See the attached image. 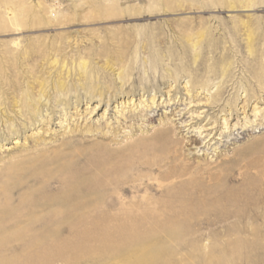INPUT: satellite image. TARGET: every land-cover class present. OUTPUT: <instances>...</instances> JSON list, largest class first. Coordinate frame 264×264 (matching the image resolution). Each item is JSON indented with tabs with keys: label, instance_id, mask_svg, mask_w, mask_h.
<instances>
[{
	"label": "rangeland",
	"instance_id": "374dc122",
	"mask_svg": "<svg viewBox=\"0 0 264 264\" xmlns=\"http://www.w3.org/2000/svg\"><path fill=\"white\" fill-rule=\"evenodd\" d=\"M193 32L201 34L195 61L182 36ZM67 37L97 54L125 50L147 63L139 61L110 102L86 104L82 97L77 110L71 105L50 119L44 108L48 122L38 117L0 140V264H264V0H0L6 57L25 47L37 58ZM154 51L191 58L185 53L150 67ZM217 61L228 75L214 73ZM174 65L182 67L178 76L166 75L163 68ZM189 81L197 85L187 92ZM217 91L215 102L210 96ZM68 97L74 104L73 94ZM167 118L183 142L135 156V189L100 186L80 205L83 195L71 186L51 191L54 179L26 185L34 158L65 150L72 136H102L83 138L68 134L70 128L116 129L123 143L150 135ZM194 137L197 145L188 141ZM12 156L25 170L19 176L8 175ZM177 181L190 184L180 197H164V187ZM111 192L118 202L110 205ZM124 224L133 227L122 230Z\"/></svg>",
	"mask_w": 264,
	"mask_h": 264
},
{
	"label": "bare ground",
	"instance_id": "6f19581e",
	"mask_svg": "<svg viewBox=\"0 0 264 264\" xmlns=\"http://www.w3.org/2000/svg\"><path fill=\"white\" fill-rule=\"evenodd\" d=\"M233 4L234 3L231 2L232 7ZM242 6H249V3L244 2ZM200 35L199 32L182 34L187 44L184 41L182 42V39L181 42L182 44L184 43L183 45L186 44L191 50L190 52L193 53L192 59L194 58V61L200 56V52L198 51L201 44ZM247 35V42L250 45L252 43V38L249 33H247ZM153 38L154 37H151L148 41H153ZM216 40L218 39L216 38ZM178 41L180 40L178 39ZM154 42L155 41H153V43ZM60 43L61 45L52 44L48 46V48H45L41 54H38L39 58H34L31 54L32 52L25 47L23 49L18 48L15 53H12V58L6 57L4 50L0 51V125L6 128L5 135L1 133L3 129H0V140L8 139L10 135L20 134V131H22L21 129H25L28 125H33L38 117L48 122L55 113L66 112L67 108L71 105L77 110L80 105L79 103L82 101V97L88 100L85 102L86 104L93 99H97L99 104L101 102H110L112 98H116L119 93L124 92V85L131 79L132 73L134 69H137V65L140 61L136 54L129 55L125 50L116 51L114 53L102 51L103 53L99 52V54H97L98 51L95 49L87 48L84 45L81 46L77 41L70 42L68 37L65 42L61 41ZM80 43H82V40ZM182 47L184 46H181V48ZM207 47H205L206 50L208 49ZM182 51L183 50H181V52ZM163 53H155V51L154 53H149L150 67H155L158 61H164L167 58L171 61L181 59L182 57L180 58V56L184 55L186 52L184 54H177L172 51ZM186 54L189 60V58H191L190 53ZM200 58L201 57H199V59ZM188 60L185 61L188 63ZM219 62L217 61L218 67L217 65L210 64V66L214 65L212 67L217 69L215 72L212 67H210L208 71L217 73V75L227 74L228 70L226 65L220 66L221 64H219ZM227 62L225 63L227 64ZM140 63L145 67L147 60L142 58ZM197 63H199V61ZM181 68V66L174 65L172 69L168 67H164L163 69L167 71L166 75L173 77L180 72ZM193 69L195 71V68ZM191 71L193 72V70ZM188 83L189 88H186V90L190 92L197 84L193 81H189ZM204 83L202 85L203 88L205 85ZM208 92L210 91L208 90ZM71 94H73L75 98L74 104L70 102L71 100L69 97L66 99V97ZM220 95L221 93L219 91L215 92L213 96H210L211 100L217 102ZM153 101L154 96L151 97V102ZM59 106H61L60 110H55ZM44 108H46L45 112L50 110L48 114L50 115L49 119L47 118L48 115H43ZM63 115L66 116L67 113ZM62 123L61 121V124ZM92 132L102 135L101 139H92L96 141H90V139L77 141L73 140L72 136L67 139L65 143L67 144V148L65 150L60 149L55 152L53 156L46 158L37 157L31 160L29 164L31 163L30 165H33V170L30 171L28 177L25 179L26 181L28 180L26 185L32 186L44 177L46 179H54L52 181L54 186L49 184L51 186V191L54 192L71 186L70 191L78 190L80 194L83 195V197H79L78 203L82 205V203H87L86 197L91 196V192L100 186H104V188L108 190L112 187L123 190H125V188H137L139 178L137 176L135 178L130 176V172L134 171V168H138L140 165L138 161L133 163L135 160L134 157L137 156L136 158L139 159L144 158V155L154 151H161L162 153V150L167 144L171 142H183V139L175 138V128L173 127L172 120L169 118L160 121L157 126L153 125L150 128V135H140L132 141L126 140L125 142L123 141V143L115 139L118 133L117 130H110L108 127L100 128L85 125L83 128H70L68 134L76 133L77 135L83 136V138H88L90 136L84 133ZM107 133H109L111 137L107 136ZM208 134L210 133L208 132ZM107 139L109 141L105 142ZM188 141H190L191 144L197 145L200 143V138L194 137ZM187 143L188 142H186V144ZM110 144L115 147H111ZM15 157L17 156H12L9 159V166L7 168L10 172L8 175L19 176L23 174L22 172L25 170H23L24 168L20 169L19 166L21 165L16 163L18 159L16 160ZM168 179H170V176H163V180L167 181ZM189 184L190 182L177 181L171 184V186H165L161 193L164 197L176 198L179 196L181 189ZM147 185L149 186V184ZM111 194L112 192L105 198V201L108 200L110 205L118 202L117 196L115 195L116 197H113L114 195L112 196ZM120 194V198H122L123 195L122 193ZM82 198L84 200H82ZM105 213H107L108 216L112 214V212L107 209ZM118 213L119 211L115 214ZM122 214L124 215L125 213ZM83 215L87 216L86 213ZM121 227L122 230H127L133 226L124 224Z\"/></svg>",
	"mask_w": 264,
	"mask_h": 264
}]
</instances>
